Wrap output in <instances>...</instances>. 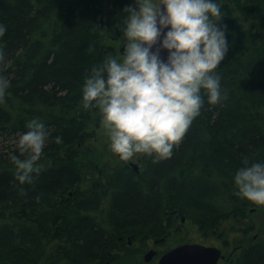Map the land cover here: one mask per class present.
I'll use <instances>...</instances> for the list:
<instances>
[{
	"label": "trees",
	"instance_id": "1",
	"mask_svg": "<svg viewBox=\"0 0 264 264\" xmlns=\"http://www.w3.org/2000/svg\"><path fill=\"white\" fill-rule=\"evenodd\" d=\"M107 1L0 0V75L10 84L0 104V264H127L128 241L145 248L163 239L175 217L225 244L257 231L251 216L264 206L235 195L232 175L245 157L264 160V0H221L224 99L205 100L173 155L146 156L139 175L101 164L109 152L87 148L101 118L79 106L89 69L106 54L118 58L113 45L131 0H111L108 28L100 20ZM34 117L50 133L44 167L19 185L9 154ZM87 177L93 187L82 184ZM231 264H264V237Z\"/></svg>",
	"mask_w": 264,
	"mask_h": 264
},
{
	"label": "clouds",
	"instance_id": "2",
	"mask_svg": "<svg viewBox=\"0 0 264 264\" xmlns=\"http://www.w3.org/2000/svg\"><path fill=\"white\" fill-rule=\"evenodd\" d=\"M122 12V54H106L89 69L79 106L99 113L108 147L121 161L138 155L165 160L205 100L215 106L224 99L218 69L230 46L221 0H131ZM5 31L0 24V37ZM9 87L0 75V104ZM24 128L9 160L18 184L31 185L43 170L50 133L38 117ZM53 139L61 142L60 136ZM232 184L235 195L264 206V160L245 157Z\"/></svg>",
	"mask_w": 264,
	"mask_h": 264
},
{
	"label": "rangeland",
	"instance_id": "3",
	"mask_svg": "<svg viewBox=\"0 0 264 264\" xmlns=\"http://www.w3.org/2000/svg\"><path fill=\"white\" fill-rule=\"evenodd\" d=\"M109 9H111V5H109ZM116 52H117V56L118 58L120 57V55L122 54V48H123V44L118 42L117 44L113 45ZM97 118H101L99 113L96 116ZM95 119V118H94ZM100 122V120H99ZM93 123V122H92ZM91 123V124H92ZM97 137L99 138V142L97 143L99 146H101V150L103 152H108V143H107V137L105 135V130L103 129L101 123L99 128L97 129ZM253 222H255V224L257 225V231L248 235H234L232 237H230V246L228 248L225 249V259L229 260L231 259V261L238 255V253L234 254V250L238 249L239 247H246L248 245H250L254 240V236L257 235V237H264V207L259 208L255 213L252 214L251 216ZM170 236L167 238V242H166V246L162 247L161 250L163 251H168L174 247H179L182 245H187V244H207V243H212L211 247H219V243L217 241L214 240H208L207 242L202 241L199 238L198 233L196 232V228L186 222L184 224H180L177 225V228H172L169 232ZM155 246L152 245V243H150L147 247L145 248H141V246H139L138 244L134 247H132V250L134 252V255L132 256V258H130L129 263L127 264H158L159 258L162 254V252L158 253L159 255L155 258H153V260L149 263H145L144 262V255L151 250L152 248H154ZM146 252V253H145ZM232 256V257H231ZM230 257V258H229ZM224 259L222 264H227V261Z\"/></svg>",
	"mask_w": 264,
	"mask_h": 264
},
{
	"label": "flooded vegetation",
	"instance_id": "4",
	"mask_svg": "<svg viewBox=\"0 0 264 264\" xmlns=\"http://www.w3.org/2000/svg\"><path fill=\"white\" fill-rule=\"evenodd\" d=\"M118 38H119V40H117L118 42H120V43H122L123 44V37L121 38V36H118ZM123 49V48H122ZM96 121V120H95ZM91 133V135L92 136H96L97 137V128H93L91 131H90ZM93 137V138H94ZM98 138V137H97ZM99 142V139L97 140H93L92 142H90L89 144H87V148L88 147H93V148H96L98 151H100V152H103L102 150H101V146H99L97 143ZM108 154H105V155H99L97 158L98 159H100V162H101V164L102 163H104V164H107V163H109V164H111L112 165V169H129V170H131L133 173H135L136 175H139L140 174V170H141V167H142V164H143V160L146 158V156H144V155H138V156H136L135 158H132V159H130V160H128V161H121L119 158H118V156L116 155V154H114V153H112V151L108 148ZM87 162H93L92 161V158H87V159H85ZM133 166H137V169H134L133 168ZM103 183H104V181H103ZM83 185H84V187L85 188H87V187H93L92 186V183L91 182H89L88 181V177L87 178H85V180H84V183H82ZM70 194V193H69ZM175 219V224H174V226H173V228H177V225H179V223L182 225V224H184V223H186V222H188V221H186L185 220V218H179V217H175L174 218ZM189 223V222H188ZM194 226V225H193ZM195 228H196V232L198 233V235H199V238L202 240V241H205V242H207L208 240L205 238L206 236H203L202 234H201V231H200V229L198 228V227H196V226H194ZM172 229V228H171ZM170 229V230H171ZM170 230L168 231V234L166 235V237H164L163 239H159V240H155V241H149L148 242V245L150 244V243H152V245L153 246H155L154 248H152L151 250H153V251H155L156 252V257L159 255L158 253H160V252H162V250H161V248L162 247H164V246H166V242H167V238L170 236V234H169V232H170ZM257 238H255V236H254V239L253 240H256ZM120 240V239H119ZM209 240H213L212 238H210ZM121 241V240H120ZM218 243H219V247H216V248H218V249H220L221 250V252H222V254L224 255V253H225V249L226 248H228L229 246H230V240L228 239V243L227 244H225L224 242H222V241H217ZM128 243V242H127ZM192 245H194V244H192ZM200 245H202V244H200ZM129 247H131L132 248V246H130V245H128ZM202 246H205V247H211L212 246V243H207V244H204V245H202ZM178 247V246H177ZM177 247H174V248H172V249H170V250H168V251H163L162 252V254H161V256H160V258L163 256V255H165L166 253H168V252H170L171 250H173V249H175V248H177ZM242 247V246H241ZM241 247H239V250L238 249H235L234 250V254H236V253H239L240 251H241ZM150 251V250H149ZM148 251V252H149ZM146 253V252H145ZM224 257H225V255H224ZM232 257V256H231ZM159 258V259H160ZM230 258V257H229ZM226 260V259H225ZM223 261L224 260H222V261H220L218 264H222L223 263ZM227 261V264H231L232 262H233V260L231 261V259H229V260H226Z\"/></svg>",
	"mask_w": 264,
	"mask_h": 264
},
{
	"label": "water",
	"instance_id": "5",
	"mask_svg": "<svg viewBox=\"0 0 264 264\" xmlns=\"http://www.w3.org/2000/svg\"><path fill=\"white\" fill-rule=\"evenodd\" d=\"M104 0H102L103 2ZM108 4H111V0H108ZM109 12V10H108ZM112 17V13L107 15L105 21L101 17V25H109V21ZM167 53L161 51V58L165 59ZM134 169H137V166H133ZM253 212V211H252ZM129 244H131L129 242ZM156 257V252L151 250L144 256V262L149 263ZM221 250L214 247H205L202 245H182L174 250L163 255L158 264H218L220 259H223Z\"/></svg>",
	"mask_w": 264,
	"mask_h": 264
},
{
	"label": "bare ground",
	"instance_id": "6",
	"mask_svg": "<svg viewBox=\"0 0 264 264\" xmlns=\"http://www.w3.org/2000/svg\"><path fill=\"white\" fill-rule=\"evenodd\" d=\"M107 4H108V1H107ZM110 5H111V4H110ZM108 6H109V4H108ZM110 11H111V13H112V10L109 9V12L107 13V15L110 14ZM106 18H107V16H106ZM109 23H110V21H109ZM109 25H110V24H109ZM109 25H108V27H109ZM106 27H107V26H106ZM108 27H107V28H108ZM173 250H174V249H173Z\"/></svg>",
	"mask_w": 264,
	"mask_h": 264
}]
</instances>
